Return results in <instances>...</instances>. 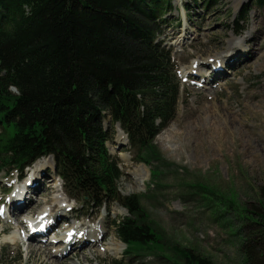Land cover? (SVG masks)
<instances>
[{
  "label": "trees",
  "instance_id": "16d2710c",
  "mask_svg": "<svg viewBox=\"0 0 264 264\" xmlns=\"http://www.w3.org/2000/svg\"><path fill=\"white\" fill-rule=\"evenodd\" d=\"M200 1L207 8L219 0ZM251 1L264 7V0ZM172 2L0 0V167L22 173L52 157L70 200H112L127 212L114 229L128 255L157 248L158 239L142 219L139 198L119 195L123 173L106 145L118 125L128 152L149 165L144 155L176 116V67L158 40ZM201 188L249 230L237 247L244 264H264V187L250 209ZM173 253L174 264H212L190 249Z\"/></svg>",
  "mask_w": 264,
  "mask_h": 264
},
{
  "label": "rangeland",
  "instance_id": "374dc122",
  "mask_svg": "<svg viewBox=\"0 0 264 264\" xmlns=\"http://www.w3.org/2000/svg\"><path fill=\"white\" fill-rule=\"evenodd\" d=\"M167 25L158 40L171 52L176 67L179 100L174 120L151 143L150 151L156 155L150 151L144 155L149 165L128 152L123 136L117 141L116 128L106 145L123 173L119 195L139 198L142 219L156 235L158 247L132 250L129 255L126 246L119 255L103 253L112 236L117 238L114 223L127 212L112 200L101 199V206L68 201L60 191L53 160L42 158L30 165L43 164L44 170L36 177L40 184L28 208L18 216L0 217V232L4 229L6 234L0 233V242L13 232L19 238L15 244L2 243L1 264H106L111 260L174 264L173 248L190 249L212 264H244L237 247L249 238V230L242 227L237 212L225 209L201 186L233 196L247 209L255 205L257 192L264 187V7L251 0H219L207 8L200 0H173ZM228 53L233 56L231 70L224 77H214L209 85L203 82L209 76L201 70L206 60L216 58L222 64ZM197 64L200 70L192 72L198 78H187ZM28 169L19 175L0 167V208L5 212L11 192ZM57 209L67 210V221L46 232L40 244L25 242L29 224ZM101 217L105 228L100 244L90 250L73 248L69 258H50L59 254L68 230L80 225L92 228ZM41 244L46 255H38Z\"/></svg>",
  "mask_w": 264,
  "mask_h": 264
},
{
  "label": "bare ground",
  "instance_id": "6f19581e",
  "mask_svg": "<svg viewBox=\"0 0 264 264\" xmlns=\"http://www.w3.org/2000/svg\"><path fill=\"white\" fill-rule=\"evenodd\" d=\"M238 50H237V52H238ZM237 52L236 51L231 52L233 54H236L235 59H238V58H236ZM226 55L228 57L222 58V61H221L222 64H220V59L217 60L216 58H213V59L209 58L206 60V63H204L205 67H203L204 69H201V70H204L205 73L208 72V74H209V76L203 80V82L207 83V85L211 84L214 77L220 76V75H222L224 77L225 74H227L228 71L231 70L230 69V68H232L231 62L233 60V58L231 59V57H233V56L230 55L229 53ZM223 60H225V62ZM199 64H197L193 68H190L189 75L187 74V78H189V79L198 78V76L196 74H194V71L192 72V70L197 69L199 71L200 70V69H198ZM212 66L219 67L221 69V71H216L214 69L210 70V68ZM192 76H194V77H192ZM116 134L118 137L117 141L121 142L120 138L122 137V132L119 128H116ZM140 168L143 169L142 166H140ZM43 170H44L43 164L38 165L36 168H31V169L29 168L27 170V172H26L27 175L25 176V179L22 181V178H21V182L19 184L15 185L14 192L11 195V197L8 199L7 209H6V212L4 213V216H7V214L11 215V216H18L22 211H24L28 208V204L31 202L32 196L34 195L33 192L38 187V184H40V183H37L35 181L37 179L36 177H38V175ZM42 177L43 176H41V178ZM38 179L40 180V178H38ZM141 182H143V181H141ZM60 191H61V188H60ZM16 202H20V204L16 205L15 204ZM65 211H67V210L60 211V209H57V211L54 214H48L46 217L37 216L36 219L34 220V222L30 223L29 226L33 227V229L35 227L36 228L39 227L37 230H43L44 233L41 234L40 236H34L33 234H30L28 236L30 241L37 243V244H40V241H41V239H44L46 232L51 230L56 224L66 222L67 216H66ZM99 220L100 221H97L95 223L94 227H92V228H88V227L85 228L83 225H80V226H78V228H73L71 230H68V232L65 234V236L62 239L63 242L60 245L59 254L54 256V257L50 256V258H54L56 260H57L58 256L60 258H62V257L69 258L70 254H74L75 251L81 247L89 248V250H90V249L96 247L98 244H100L101 243L100 239L104 234V228L105 227H104V223H103L104 222L103 218L101 217V219H99ZM2 232L4 233V229H2ZM18 239L19 238L16 235V232H13L11 234V236H8V235H7V237L4 236V238L0 242V246L2 245V243H5V242L10 243V244H15L18 241ZM116 239H115V237L112 236L111 243H108V245H106V248L103 250V253H106V254L108 253V254H113V255L121 254V251H122L124 246L121 242L119 243ZM40 246L41 247L37 248L38 251H40V253L38 255H46L45 251L41 250V249H43L44 244L43 245L41 244ZM73 248L75 249V251ZM41 251H43V252H41ZM30 253H31V251H30ZM48 255H49V253H48ZM92 258L94 259V256ZM82 259L85 261L84 257ZM72 264H77V263L73 262Z\"/></svg>",
  "mask_w": 264,
  "mask_h": 264
},
{
  "label": "water",
  "instance_id": "95a60500",
  "mask_svg": "<svg viewBox=\"0 0 264 264\" xmlns=\"http://www.w3.org/2000/svg\"><path fill=\"white\" fill-rule=\"evenodd\" d=\"M123 246H125V245L123 244Z\"/></svg>",
  "mask_w": 264,
  "mask_h": 264
}]
</instances>
